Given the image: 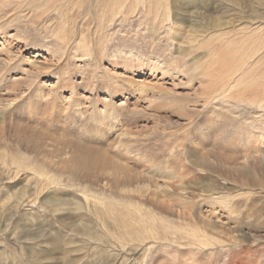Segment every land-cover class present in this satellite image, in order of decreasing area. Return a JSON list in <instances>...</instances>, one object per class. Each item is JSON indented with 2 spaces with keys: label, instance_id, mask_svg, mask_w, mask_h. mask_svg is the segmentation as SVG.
Returning <instances> with one entry per match:
<instances>
[{
  "label": "rangeland",
  "instance_id": "1",
  "mask_svg": "<svg viewBox=\"0 0 264 264\" xmlns=\"http://www.w3.org/2000/svg\"><path fill=\"white\" fill-rule=\"evenodd\" d=\"M249 131L264 135V0H0V264H264V136ZM33 133L65 149L59 166L76 145L149 177L128 222L151 238L128 236L130 204L97 172L41 166ZM157 202L182 232L152 223ZM186 209L213 245L192 244Z\"/></svg>",
  "mask_w": 264,
  "mask_h": 264
},
{
  "label": "bare ground",
  "instance_id": "2",
  "mask_svg": "<svg viewBox=\"0 0 264 264\" xmlns=\"http://www.w3.org/2000/svg\"><path fill=\"white\" fill-rule=\"evenodd\" d=\"M253 124H256V123L253 122ZM36 132L37 131H35V133ZM248 135H250L248 136L249 139H252L253 137L256 136V134H254L252 131H249ZM43 136L44 134L42 133H38V134L33 133L32 135L25 137V141H24L26 143V146L29 147L27 150H30V153L34 154L35 157L39 159L38 161L41 162V166L45 167L46 169L50 171L54 169L55 171L61 172V174L68 173L71 176L76 177V179L82 177L84 174L87 175L90 172H92V174L94 173L93 177H95L96 176L95 173L97 172L100 177L105 178L104 180H106V182L104 183V185L112 189L113 194L111 195H114V196L116 195L118 197H121L130 204V206L124 207L130 211L126 212V209L123 212L121 210L117 211V218L119 219V221L123 222L124 225H126V229L131 230L127 233L128 236L131 235L130 237L134 238V237H137L138 235V237L143 238L144 240L151 238L148 235L145 236V234L141 235V233L139 232H137V234H135L134 231L132 232L131 227L133 226L131 223L129 224L128 222V219H129L128 217H131L132 215L142 216V209H140L138 205H133L134 197L131 195L132 193L136 192L138 188H140V185H143L142 182H144V184L149 183L150 181L149 177L145 176L143 173H137L133 171L127 165L118 163L108 156H104L103 158L99 159V157L94 155L93 150L89 148H85V147H77L76 145H72L74 147L73 149H75V155L71 157L68 161L63 160V163L59 166L58 163H56L53 158H55L57 155H60L61 153L63 155L64 153L63 151L65 149L63 150V148H61V149L49 150V148L45 144H42L43 140H45V137ZM263 136H264L263 134H259L258 138H253V139L259 140L263 138ZM64 146L66 147L67 145H64ZM257 149H264V146L261 145ZM23 157H24V153H15V154L9 155L10 161L12 162L13 165H16L17 167H20V164L25 160V158ZM0 158H2L4 162L6 163L8 162L7 154L5 152L4 153L0 152ZM253 158H254L253 160L257 164L260 161H262V158L264 157H262L261 155H254ZM28 169L37 171L36 166H33L32 168H28ZM39 172H40V169H39ZM40 177L44 179L43 182L54 184L55 180L53 179V177H49L46 174H42ZM145 186L148 187V184ZM28 188H30V186H28ZM40 189H41V185L37 184V188L35 192L37 193V197L40 193H43V190L42 189L40 190ZM33 190L34 189H30L29 191H26L25 189H23V190H20V192L18 191L20 197H18L17 195L19 199L16 200V202H18V206H16V209H19L23 206L26 207L28 206L29 203L31 204L33 202L32 200H30L31 194H29ZM213 196L214 195H212L211 197ZM179 197L181 196H176V198H179ZM177 200L178 202H180L181 205L187 204L189 201L185 199L184 196ZM213 200L215 201V199ZM48 201H49L48 198L44 199L43 204L46 207L51 208L50 206L55 207L57 205V201L51 202L50 204ZM219 201L225 204L226 202L229 201V198H223L220 196ZM39 203L42 204L41 201ZM157 203L158 204L155 205V208L163 215L164 218L155 216V219L152 223L155 224L156 221H160V223H162L161 225H163V226H160L162 228V231L163 229H165L166 232L168 231L169 233H172L171 231L176 232L177 230L182 232L183 229L174 224L176 222L175 219H174L175 222H173V219L167 215V214H171L172 216H175V212L173 208L171 207L168 208V206L164 202L163 203L157 202ZM34 204L37 205V202ZM36 207L41 208L40 205H37ZM54 211L58 212V210H54ZM178 215H179L178 218L182 219L183 223H185L187 220L192 221L193 223L192 227L194 229L189 228L192 230V232H190L187 229L185 230L186 232L192 233V236H193L192 240L195 241V242L191 241L193 245L197 244L199 247L203 246V248L213 245L210 243V241L208 242V239H206L205 237L203 238L197 237L201 235L204 236L203 230L202 231L199 230L203 228L202 225H204V229H208V227L213 228V225L211 226V224H206L204 221L195 220V218L193 217L191 218L189 211L187 209L183 211L182 213L178 212ZM17 218H18L17 214L16 213L14 214L12 210H10V212L7 214L8 221H13ZM188 224L189 223L187 222V225ZM157 238H159V236Z\"/></svg>",
  "mask_w": 264,
  "mask_h": 264
}]
</instances>
